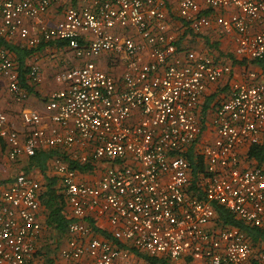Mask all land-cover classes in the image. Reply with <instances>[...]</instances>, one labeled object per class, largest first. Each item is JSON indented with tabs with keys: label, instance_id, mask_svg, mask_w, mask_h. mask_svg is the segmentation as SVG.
<instances>
[{
	"label": "built area",
	"instance_id": "obj_1",
	"mask_svg": "<svg viewBox=\"0 0 264 264\" xmlns=\"http://www.w3.org/2000/svg\"><path fill=\"white\" fill-rule=\"evenodd\" d=\"M52 1L0 0V37L29 47L63 40L79 61L55 73L60 87L43 112L20 110L21 128L0 111V141L10 161L38 149L57 151L54 169L72 218L62 256H86L92 264H151L153 257L171 264H264V239L251 243L239 227L214 221L218 204L264 230V171L243 160L264 136V82L256 71L230 79L210 120L213 138L202 143L201 97L209 83L232 77L233 68L208 53L177 48L168 0H88L66 5L47 24ZM176 1L177 17L191 31L214 25L236 34L239 58L264 57V0ZM0 76L15 102L27 99L3 46ZM26 78L38 83L36 62ZM193 146L202 162L194 185L203 198L190 193L185 153ZM79 172L96 176L90 182ZM39 190L24 172L0 190V264H38ZM89 216L106 218L111 238L98 237Z\"/></svg>",
	"mask_w": 264,
	"mask_h": 264
},
{
	"label": "crops",
	"instance_id": "obj_2",
	"mask_svg": "<svg viewBox=\"0 0 264 264\" xmlns=\"http://www.w3.org/2000/svg\"><path fill=\"white\" fill-rule=\"evenodd\" d=\"M87 2L88 0H53L47 13L45 14V22L47 24H52L58 20L66 5H79L85 4ZM166 11H169L171 15H177V1L168 0ZM174 27L176 31L178 28L176 27V22L174 23ZM176 34L178 35L177 32ZM235 36V33H222L217 27L213 25V27L207 29L204 32H200L197 35L188 34L187 37L184 36L181 40V44L184 46V48H191L204 53H212V55L218 58V60L229 64L232 62L230 60V56H237L234 52ZM4 40L15 45H24V42L20 41L17 37H13V39L4 38ZM24 61L26 65H29L33 62H36L39 65L40 78L38 83L32 87V91H28V89L26 90L27 99L22 103H17L12 99L7 91L6 78L0 76V111L5 112L19 128H21L22 125L19 119L20 110L24 107H28L43 112L46 106V101L50 94L60 87V85L54 81L55 73L63 67H70L79 63V61L74 59L71 52L67 50L66 47L54 42H45L39 47L34 48L31 55L26 57ZM232 68V77H229L228 79H225L221 82L209 83L201 97L198 108V116L202 129L200 135V140L202 143L213 138V128L210 124V120L213 117L217 104L227 97L228 89L226 85H229L231 78L232 80H239L242 78L244 70L249 69L256 71L259 80L264 82L263 72L255 65H251L250 63L242 65L234 63ZM201 115L203 116L204 120L203 125L201 123ZM245 149L246 148L243 147L241 151H245ZM42 150L47 151L48 149ZM28 158L29 156L22 155L16 161L8 160L5 154V145L2 141H0V190H4L19 172L27 171L28 173H25L35 178L40 184L45 183V176H58L54 169L53 158L47 160L45 172H42L36 167L28 168L26 170ZM93 176L96 175H92V172L89 174L79 172V177L90 182L92 181ZM36 215L40 224V230L38 231L34 240V257L38 264H92L91 260L86 256H83L79 259L63 257L61 254V249L66 245L67 234L57 233L54 229L46 226V209L40 203ZM86 221L91 225V229H96L95 234L98 237L111 238L109 234L111 227L106 218L98 217L97 219H92L89 216L86 218Z\"/></svg>",
	"mask_w": 264,
	"mask_h": 264
},
{
	"label": "trees",
	"instance_id": "obj_3",
	"mask_svg": "<svg viewBox=\"0 0 264 264\" xmlns=\"http://www.w3.org/2000/svg\"><path fill=\"white\" fill-rule=\"evenodd\" d=\"M171 17L175 20L176 27H178L176 29V32L178 33L177 35L178 40L176 42L177 48L186 49V47L184 48V46L181 44L182 38L184 36L187 37L188 34L197 35L198 33L191 31V29L187 27V24L185 23V21L177 17L176 14H172ZM45 42L47 43L54 42L63 47H66V43L63 40L41 41L39 45H37L36 47H29L25 44L22 46L12 44L9 41L4 40L3 37H0V46H3L10 52L13 60L18 66L19 80H20L22 87L25 90L28 89V91H32V87L34 85H29L26 82V79H27L26 73L28 70V65L25 64L24 59L31 55L34 48L39 47ZM207 53L213 56L212 53H209V52ZM213 57L216 58L215 56ZM230 60L232 61L231 63H229L231 66H233L234 63L239 64V65L250 63L251 65H255L258 68H260L264 74V57L257 59V60H247L244 58H239L238 56L231 55ZM226 86L229 91V85H226ZM203 122H204L203 116L201 115L202 125L204 124ZM262 138L263 140L260 143L251 145L246 149V151L243 154V160L248 165H256L258 167H261L264 171V136ZM193 148L195 147L193 146L185 153L188 160L192 164V178H191L192 186L190 187V191H191L190 193L198 196L199 198H203V194L201 193L202 191L197 189L196 186L194 185L195 180H197V174L199 173V171L202 170V162H201L200 155L197 158H195L196 155L194 154L195 152ZM56 152L57 151L54 149H48L47 151L38 149L34 155L29 156L26 170L28 168L36 167V168H39L42 172H45L47 160L50 158H53V156H56ZM70 165L76 169H80V170L84 169L83 166H80L77 162H75L74 164L70 162ZM58 179L59 177L56 175L45 176V180H46L45 183L40 184L38 200H39V203L43 205L46 209V220H45L46 226L54 229L57 233L64 234L66 233L67 225L72 218L69 216V213L66 210L65 197L62 192V187L59 184L60 179H59V183H58ZM214 208H215V220L214 221H215L216 226L239 227L240 229L244 230L248 234L251 243H255L256 241H258V239H264V230L246 225L242 220H239L233 214H231L229 211H227L225 208H223L222 206L218 204H214ZM93 232L95 233L96 229L94 230L93 228ZM149 260L151 261V264H171L166 259V257H162V258L153 257V258H149Z\"/></svg>",
	"mask_w": 264,
	"mask_h": 264
},
{
	"label": "rangeland",
	"instance_id": "obj_4",
	"mask_svg": "<svg viewBox=\"0 0 264 264\" xmlns=\"http://www.w3.org/2000/svg\"><path fill=\"white\" fill-rule=\"evenodd\" d=\"M72 54V53H71ZM73 56V55H72Z\"/></svg>",
	"mask_w": 264,
	"mask_h": 264
}]
</instances>
